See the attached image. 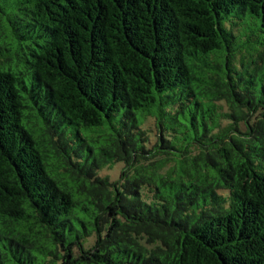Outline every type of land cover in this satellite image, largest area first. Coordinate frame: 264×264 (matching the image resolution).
<instances>
[{"label":"trees","instance_id":"1","mask_svg":"<svg viewBox=\"0 0 264 264\" xmlns=\"http://www.w3.org/2000/svg\"><path fill=\"white\" fill-rule=\"evenodd\" d=\"M0 264H264V0H0Z\"/></svg>","mask_w":264,"mask_h":264},{"label":"rangeland","instance_id":"2","mask_svg":"<svg viewBox=\"0 0 264 264\" xmlns=\"http://www.w3.org/2000/svg\"><path fill=\"white\" fill-rule=\"evenodd\" d=\"M122 168V162H115L109 167L100 169L99 174L103 177H108L111 181H116L119 179Z\"/></svg>","mask_w":264,"mask_h":264}]
</instances>
